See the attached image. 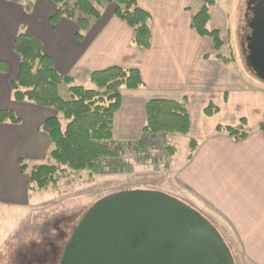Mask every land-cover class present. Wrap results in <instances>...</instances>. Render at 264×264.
<instances>
[{"label":"crops","instance_id":"1","mask_svg":"<svg viewBox=\"0 0 264 264\" xmlns=\"http://www.w3.org/2000/svg\"><path fill=\"white\" fill-rule=\"evenodd\" d=\"M100 1L102 17L79 39L75 20L51 22L57 12L52 0H0V61L9 65L0 74V110H10L21 120L0 124V264L9 243L6 212L21 211L27 217L45 202L38 196L42 191L30 189L29 171L50 159L52 142L42 130L45 121L61 118L53 108L13 99L11 83L18 79L21 62L13 45L20 32L40 40L58 73L81 86L90 83L93 73L111 67L140 71L144 86L121 92L114 119L116 141L140 140L149 101L184 102L191 117L189 139L197 147L179 163L175 152L171 174L182 196L173 195L213 224L236 264H264V133L258 129L264 122V84L241 86L239 76L217 58L224 45L216 51L210 38L192 28V16L200 8L194 9L195 0H133L151 18L149 49L133 45V30L115 15L117 0ZM210 105L217 110L212 116L206 114ZM218 127L248 132V137L236 141ZM23 164L28 169L23 170Z\"/></svg>","mask_w":264,"mask_h":264},{"label":"trees","instance_id":"2","mask_svg":"<svg viewBox=\"0 0 264 264\" xmlns=\"http://www.w3.org/2000/svg\"><path fill=\"white\" fill-rule=\"evenodd\" d=\"M12 3H27L28 0H3ZM57 5V12L51 18L56 24L61 18L75 20L80 28L77 35L82 39L90 30L93 20L102 17L100 0H52ZM205 5L192 16V28L201 36L210 38L219 51L223 40L219 30L208 29L211 19L209 6L215 0H204ZM115 15L133 30L132 43L141 49L151 47V18L133 0H117ZM14 52L20 56V69L17 81L11 83L13 99L16 102H29L39 107L53 108L60 117L45 121L42 130L52 142L50 159L53 163L34 165L29 171L30 189L48 191L58 182V175L66 171L86 172L92 176L109 175L116 166L112 162L118 157L117 148L122 144L114 138V119L121 108L123 89L138 90L144 86L139 70H125L111 67L95 72L90 82L95 89L76 85L68 76L58 73L52 58L42 51V43L37 38L20 32L15 38ZM217 58L221 59L220 55ZM7 62L0 61V74L8 71ZM69 86L71 99H63L60 86ZM216 109L210 105L206 114L212 116ZM65 121V124L63 122ZM21 120L10 110H0V124H19ZM264 133V122L258 125ZM236 141L248 137V132H241L230 127H218ZM191 131V117L184 102L152 100L146 105V122L143 128V140L153 135H184ZM197 147V142H190V157ZM23 170L28 166L23 164ZM54 253L56 248L51 247ZM51 251V250H50ZM40 252V251H39ZM48 251L41 252L46 254ZM50 255L54 259L57 253ZM32 256L31 264H39V253ZM34 255V254H33ZM40 255V256H41ZM57 261V259H56Z\"/></svg>","mask_w":264,"mask_h":264},{"label":"rangeland","instance_id":"3","mask_svg":"<svg viewBox=\"0 0 264 264\" xmlns=\"http://www.w3.org/2000/svg\"><path fill=\"white\" fill-rule=\"evenodd\" d=\"M259 1L261 0H215L209 6L211 19L208 27L220 31L224 45L218 55L225 61L228 70L239 76L241 86L246 87L264 84V80L252 70L248 58L250 24L254 7ZM205 3L204 0H195L193 7L197 9L200 4V11ZM244 81L248 84L245 85ZM83 86L87 89L95 88L91 82ZM60 91L64 100L71 99L68 85L62 84ZM63 122L65 124L64 120ZM142 136L143 131L140 140L135 143L124 144L117 141L122 145L117 148L118 157L112 162L118 169L109 175L92 176L89 171H66L58 175L55 186L38 194L45 202L28 213L27 217L21 211H7L5 224L9 243L4 264H31L32 256H37V253L41 260L39 264H54L53 255H50L54 253L52 246L56 248L57 254H54L58 264L64 246L86 211L102 198L119 191H161L191 206L173 195L182 196L177 190L175 177L171 174L175 152V163L184 161L189 153V135H156V138L153 135L148 138V143L145 139L139 144ZM47 163L52 164L53 160L49 159ZM13 228H16L15 234L10 239ZM44 250L48 253L41 255ZM238 262L241 263L239 258Z\"/></svg>","mask_w":264,"mask_h":264},{"label":"water","instance_id":"4","mask_svg":"<svg viewBox=\"0 0 264 264\" xmlns=\"http://www.w3.org/2000/svg\"><path fill=\"white\" fill-rule=\"evenodd\" d=\"M249 60L264 80V0L253 10ZM59 264H236L221 233L200 212L161 191L123 190L91 206Z\"/></svg>","mask_w":264,"mask_h":264},{"label":"flooded vegetation","instance_id":"5","mask_svg":"<svg viewBox=\"0 0 264 264\" xmlns=\"http://www.w3.org/2000/svg\"><path fill=\"white\" fill-rule=\"evenodd\" d=\"M56 257L54 258V264H56ZM60 259H61V257H60ZM59 262H60V260H59ZM59 262H58V264H59Z\"/></svg>","mask_w":264,"mask_h":264},{"label":"built area","instance_id":"6","mask_svg":"<svg viewBox=\"0 0 264 264\" xmlns=\"http://www.w3.org/2000/svg\"><path fill=\"white\" fill-rule=\"evenodd\" d=\"M149 137H151V136H149ZM154 138H156V136H153ZM146 141H147V143H148V138L146 139Z\"/></svg>","mask_w":264,"mask_h":264}]
</instances>
